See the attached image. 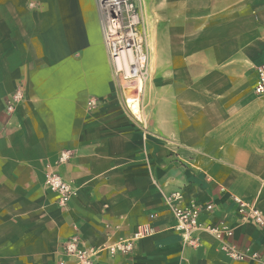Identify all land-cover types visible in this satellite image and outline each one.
<instances>
[{"label":"crops","instance_id":"crops-1","mask_svg":"<svg viewBox=\"0 0 264 264\" xmlns=\"http://www.w3.org/2000/svg\"><path fill=\"white\" fill-rule=\"evenodd\" d=\"M145 4L152 36L172 47L151 58L138 121L118 92L96 0H0V264H57L70 237L104 247L148 223L156 233L133 255L97 264H264V227L240 220L234 203L264 213V0ZM64 151L73 157L59 165ZM51 172L76 187L65 209L45 185ZM176 192L213 206L201 221L226 222L228 243L261 259L234 261L207 234L183 245L167 205Z\"/></svg>","mask_w":264,"mask_h":264},{"label":"built area","instance_id":"built-area-1","mask_svg":"<svg viewBox=\"0 0 264 264\" xmlns=\"http://www.w3.org/2000/svg\"><path fill=\"white\" fill-rule=\"evenodd\" d=\"M131 7L130 17L136 16L137 12L134 2H129ZM257 86L255 92L258 95H264V64L257 67ZM25 100V91L23 86L18 87L7 96L5 104V113L12 117L17 107ZM99 104L97 99H91L88 102L90 108H96ZM138 121L141 114L133 115ZM73 157L70 151H64L60 154L58 164H67ZM46 187L58 196V204L65 209L69 206L72 197L76 194L74 183L66 180L60 173L51 172L46 175ZM183 195L176 192L167 200L168 210L175 221L174 231L181 238L182 244L189 248H198L202 242L204 234L211 235L221 242V248L234 261H259L260 255L257 252H251L249 249L242 250L235 244H229L234 236L233 228L226 222L217 224H205L201 221L205 211L211 212L213 206L202 207L195 201L190 204H183ZM234 203L237 207V213L240 220L252 222L260 227H264V213L255 202H247L239 197H234ZM157 216L151 215L154 220ZM156 233L153 224L148 223L138 227L136 232L129 238L111 243L104 247L86 246L79 235L70 237L61 244V258L57 264H97L99 257L107 254L114 258L117 256H131L134 254L139 241L146 239Z\"/></svg>","mask_w":264,"mask_h":264},{"label":"bare ground","instance_id":"bare-ground-1","mask_svg":"<svg viewBox=\"0 0 264 264\" xmlns=\"http://www.w3.org/2000/svg\"><path fill=\"white\" fill-rule=\"evenodd\" d=\"M132 1L96 0L103 20L104 41L109 50L112 64L117 72L124 73L126 79L137 77L138 66L144 68L147 61L145 54L142 53L138 58L135 53L138 42L135 32L141 24V18L140 12L136 16L130 17L132 6H129V2ZM126 30H130V33L125 36L124 31ZM137 101L129 104V110L133 111V115L140 113Z\"/></svg>","mask_w":264,"mask_h":264},{"label":"rangeland","instance_id":"rangeland-1","mask_svg":"<svg viewBox=\"0 0 264 264\" xmlns=\"http://www.w3.org/2000/svg\"><path fill=\"white\" fill-rule=\"evenodd\" d=\"M145 1L146 0H133L136 6L137 12H140V18H141V24L137 28V31L135 32V35L138 36L136 37L138 38V42H137V48H135V53L138 58L141 56L142 53L147 56V61H146V65L144 66V68H141V66L140 67L138 66V76L137 77L132 78V79H126L124 73L116 71V69L114 68L112 64V59H111L109 50L105 43V46L108 52L109 61H111L109 62L111 63L110 68L112 69L114 80L117 83L118 92L121 98L123 97L127 110H128V105L126 103L127 100H129L128 104L134 103L136 100H138L137 102L139 103L138 105L140 106L139 109L141 111V115L143 114V97H144L146 85L154 75V70L150 71L151 58H154V62L156 64L157 45H161L164 48L170 47V46L172 47V39L154 38L152 36L151 31H149V30L157 29L158 22H157L156 15L154 14L150 15V21H148L147 19L148 9H151L153 7H149L148 5H146ZM142 10L144 11L143 13H142ZM102 25H103V20H102ZM103 33H104V30H103ZM128 33H130V30L124 31L125 36ZM171 57H172V53L170 51H167L165 55V61L169 64H170ZM155 64H154V67H155Z\"/></svg>","mask_w":264,"mask_h":264}]
</instances>
